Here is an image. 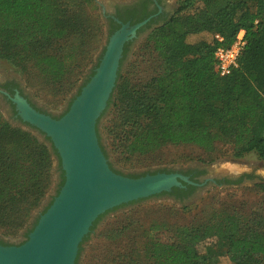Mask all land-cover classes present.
Wrapping results in <instances>:
<instances>
[{
  "label": "trees",
  "instance_id": "obj_1",
  "mask_svg": "<svg viewBox=\"0 0 264 264\" xmlns=\"http://www.w3.org/2000/svg\"><path fill=\"white\" fill-rule=\"evenodd\" d=\"M97 8L95 0H0V59L37 78L38 90L44 85L56 103L62 102L105 36ZM241 29L247 43L239 66L220 76L215 50L231 45ZM205 31L211 40L189 41ZM144 43L153 57L145 62L154 59L158 66L138 80L131 70L119 73L108 128L126 158L154 154L167 144H193L212 153L223 144L235 158L254 152L264 162V0H178L174 13L158 22ZM55 159L57 195L65 174L50 138L42 141L0 112V233L16 236L26 226L51 188ZM244 177L227 182L238 185ZM238 189L255 192L257 202L235 199L231 192V201L207 203L189 223L153 219L147 227L131 225L140 229L127 263L215 264L226 255L231 264H264V182Z\"/></svg>",
  "mask_w": 264,
  "mask_h": 264
},
{
  "label": "rangeland",
  "instance_id": "obj_2",
  "mask_svg": "<svg viewBox=\"0 0 264 264\" xmlns=\"http://www.w3.org/2000/svg\"><path fill=\"white\" fill-rule=\"evenodd\" d=\"M130 1L132 0H95L98 7L97 12L104 23L105 36L103 37L101 45L96 51L92 61L84 69L76 87L69 92L62 102L56 103L53 100V96L50 95L44 85L38 90L41 82L37 78L32 75H24L17 69V67L2 59H0V80L5 79L6 77L18 78L21 81L26 94L29 95L40 107L51 114H60L66 107H68V103L75 98L80 88L86 84L88 79H90V76L99 63L105 50V45L110 36L106 14L113 10V6L117 3H126ZM177 6L178 0H166L163 3L164 10L167 9L164 18L170 17L177 9ZM153 28L154 26L151 25L148 29H145V31L133 39L122 58L119 69L120 74H124L131 70L132 76L136 80H138V78L143 79L151 74L158 66V61L154 59L145 62L147 57L153 58L147 54V51H145L144 48L145 39ZM211 38L212 34L205 31L204 33L190 36L189 41L196 42L201 39L211 40ZM119 78L118 75L117 84L120 80ZM116 88L109 100L110 102L108 103L107 108L97 122V130L101 146L106 150L109 161L116 169L125 173L144 174L151 170L156 171L167 167L179 169L198 166L207 169L209 175L213 177L230 176L238 178L242 177V175L245 177L243 182L238 184V186H232V184H208L198 190L195 197L183 202L159 194L150 198H145L139 201L137 200L133 203H127V205L120 206L116 209L113 208L108 210V212L101 217L97 225L90 230L88 233L89 237L82 243V250L78 256L77 264H128L127 259L129 252L134 248V240L138 234L136 230L140 229L138 225H131L143 223V225L147 227L151 224L153 219L176 224L189 223L194 219L197 212L202 210V208H205L207 203H211L212 201H217L218 203H223L227 200L231 201V192L236 194L235 199H246L252 203L257 202L259 196L255 192L249 189H238L243 187L251 188L256 183L264 182V162L254 152L247 153L240 158H235L231 155L230 145L221 144L217 147L216 152L212 153L206 152L204 149L193 144H167L154 154L147 156L134 155L126 158V155H123V153H121L113 144V140L108 130L111 121L114 118V95ZM0 112L12 124L22 125L29 129L28 125L23 124L22 121L12 117L8 105L1 96ZM30 130L44 141L43 135L39 134L38 131L32 129V127ZM53 174L51 188L43 199L41 205L31 214L26 226L16 236L0 233L1 238L12 244L22 243L26 239L25 236L27 232L34 226L36 219L56 195L60 182V171L58 169L57 159H55L53 164ZM245 174L252 176L249 178ZM185 207L188 208L185 209ZM123 225H129L130 227H126V231L123 232V234L121 233L120 235L115 236V233H117ZM132 230H135V232ZM170 236L164 234L161 238L169 240ZM201 249H204L203 246H201ZM214 263L231 264V261L228 256L224 255L215 259Z\"/></svg>",
  "mask_w": 264,
  "mask_h": 264
},
{
  "label": "water",
  "instance_id": "obj_3",
  "mask_svg": "<svg viewBox=\"0 0 264 264\" xmlns=\"http://www.w3.org/2000/svg\"><path fill=\"white\" fill-rule=\"evenodd\" d=\"M146 22L123 24L109 36L94 74L60 117L38 110L19 93L13 98L22 122L50 138L60 156L65 182L27 240L0 243V264H76L80 243L101 214L169 192L182 186L181 180L196 184L180 173L139 177L119 173L110 166L98 137L97 122L117 86L125 43L137 37ZM94 97L97 104L89 111Z\"/></svg>",
  "mask_w": 264,
  "mask_h": 264
},
{
  "label": "flooded vegetation",
  "instance_id": "obj_4",
  "mask_svg": "<svg viewBox=\"0 0 264 264\" xmlns=\"http://www.w3.org/2000/svg\"><path fill=\"white\" fill-rule=\"evenodd\" d=\"M165 1L166 0H132L126 3H117L116 5L113 6L112 8L113 10H111L109 13L106 14L110 35L114 33L116 30H118L119 28H121V26L126 23H130V25H135L139 22L147 20V22L137 30V36L143 31H145V29H148L151 25L155 27L157 23L161 22L163 18L166 16L167 9L164 10L163 8V3ZM132 41L133 39L125 43L124 55H125V48H128ZM81 88H80V91H81ZM17 93L27 98L29 103L35 108H37L38 110L45 112V113H49L48 111L40 107L29 95L26 94V91L21 81L18 78L6 77L5 79L0 80V96L4 99V101L8 105L12 117H14L15 119L22 121L21 117L18 115L17 105L13 101V98L15 97ZM72 101L73 99L70 101V103H68V107H66L60 114H57V115L52 114V115L55 117H60L61 115H63L68 110ZM97 133H98V130H97ZM103 151L105 155L107 156L106 150L104 148H103ZM109 164L115 171L122 173V174H126L131 177H139L142 174V173H125L123 171L116 169L110 161H109ZM157 172L180 173V174H183L189 177L191 181L196 183L194 184V183H189L185 180H181L183 184L182 186H174V187H177L178 190H175L173 187L171 191L166 192V193L163 192V194L161 193V195H166L168 198L176 200V201H180V202H183L192 197H195L198 190L202 189L208 184H213V185L231 184V182H227V180H236V179L241 178V177L237 178V177H230V176L213 177L209 175V173L207 172V169H205L204 167H198V166L179 168V169L167 167L164 169H158L156 171L151 170L142 175H145L147 173H157ZM27 238L25 240H27ZM0 243L5 244V245L12 244L8 241H5L1 237H0ZM18 244H21V243H18Z\"/></svg>",
  "mask_w": 264,
  "mask_h": 264
},
{
  "label": "built area",
  "instance_id": "obj_5",
  "mask_svg": "<svg viewBox=\"0 0 264 264\" xmlns=\"http://www.w3.org/2000/svg\"><path fill=\"white\" fill-rule=\"evenodd\" d=\"M215 36L219 41L223 40L220 34H216ZM246 43V30L241 29L231 45H220L216 48L214 53L215 68L220 76L230 75L239 66V58Z\"/></svg>",
  "mask_w": 264,
  "mask_h": 264
},
{
  "label": "bare ground",
  "instance_id": "obj_6",
  "mask_svg": "<svg viewBox=\"0 0 264 264\" xmlns=\"http://www.w3.org/2000/svg\"><path fill=\"white\" fill-rule=\"evenodd\" d=\"M97 99L96 97L92 98L91 102H90V105H89V111H92L94 109V107L96 106L97 104Z\"/></svg>",
  "mask_w": 264,
  "mask_h": 264
},
{
  "label": "crops",
  "instance_id": "obj_7",
  "mask_svg": "<svg viewBox=\"0 0 264 264\" xmlns=\"http://www.w3.org/2000/svg\"><path fill=\"white\" fill-rule=\"evenodd\" d=\"M232 186H238L237 184H232Z\"/></svg>",
  "mask_w": 264,
  "mask_h": 264
}]
</instances>
